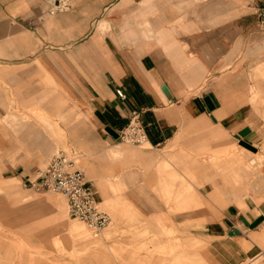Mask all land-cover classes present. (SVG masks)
<instances>
[{"label": "crops", "instance_id": "obj_1", "mask_svg": "<svg viewBox=\"0 0 264 264\" xmlns=\"http://www.w3.org/2000/svg\"><path fill=\"white\" fill-rule=\"evenodd\" d=\"M49 7L50 0H0V74L32 68L46 42L63 101L71 100L72 80L82 86L85 107L62 111L69 119L61 136L78 151L110 223L185 233L201 242L203 264L259 255L260 222L250 227L243 217L264 221V204H242L228 175L199 159L229 145L232 133L254 131L248 69L264 67V0H74L56 14ZM133 111L147 133L141 145L118 137ZM18 141L0 125V157L4 144ZM31 157L24 152L14 173L24 183L50 159L42 166Z\"/></svg>", "mask_w": 264, "mask_h": 264}, {"label": "rangeland", "instance_id": "obj_2", "mask_svg": "<svg viewBox=\"0 0 264 264\" xmlns=\"http://www.w3.org/2000/svg\"><path fill=\"white\" fill-rule=\"evenodd\" d=\"M42 46L32 68L28 65L19 68L17 74L13 69L0 74V125L8 136H19V146L4 144L3 157H0V262L203 264L197 255L200 241L162 224L157 227L141 221L118 224L114 218L95 237L83 222L69 216L66 201L60 194L52 190H34L15 176L17 162L24 152L45 166L58 149L70 148L61 136L64 123L69 119L62 111L68 109V105L72 109L85 107L82 86L73 80L71 100L63 101L62 87L54 80L52 68H48V45L44 42ZM248 71L251 78L246 110L252 117L249 123L254 131L242 139L257 149L247 148L232 133L229 145L202 153L199 166L209 165L216 174L228 175L232 190L246 200L242 204L257 207L264 204V67ZM30 222L36 223V228H29ZM256 230L253 238L262 252L245 264H264L263 220Z\"/></svg>", "mask_w": 264, "mask_h": 264}, {"label": "built area", "instance_id": "obj_3", "mask_svg": "<svg viewBox=\"0 0 264 264\" xmlns=\"http://www.w3.org/2000/svg\"><path fill=\"white\" fill-rule=\"evenodd\" d=\"M74 0H50L49 12L56 14L71 8ZM260 27L264 30V7L260 9ZM125 96L122 89H117ZM121 140L141 145L147 140V133L139 113L132 112L129 123L119 132ZM79 153L73 148H60L49 159L45 169L39 170L34 180L25 182L36 189L54 190L60 193L74 219L83 222L94 236H99L110 224V216L101 209L92 182L85 178L80 166Z\"/></svg>", "mask_w": 264, "mask_h": 264}, {"label": "water", "instance_id": "obj_4", "mask_svg": "<svg viewBox=\"0 0 264 264\" xmlns=\"http://www.w3.org/2000/svg\"><path fill=\"white\" fill-rule=\"evenodd\" d=\"M240 143L243 144L244 146H246L249 149H252V150H256L257 149L253 144H251L250 142H248V141H246L244 139H240ZM262 219H263V217L260 216L256 220H254L253 222H249L245 217H243V221L245 222V224L250 226V227L256 226ZM233 232H238V230L234 229Z\"/></svg>", "mask_w": 264, "mask_h": 264}, {"label": "bare ground", "instance_id": "obj_5", "mask_svg": "<svg viewBox=\"0 0 264 264\" xmlns=\"http://www.w3.org/2000/svg\"><path fill=\"white\" fill-rule=\"evenodd\" d=\"M251 162L254 163V162H255V159H252ZM71 233H73V232H72V229H71ZM0 263H1V262H0ZM23 263H24V262H23ZM1 264H2V263H1Z\"/></svg>", "mask_w": 264, "mask_h": 264}]
</instances>
